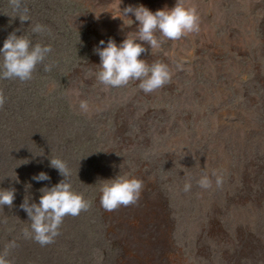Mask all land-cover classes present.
Returning <instances> with one entry per match:
<instances>
[{
  "label": "rangeland",
  "instance_id": "rangeland-1",
  "mask_svg": "<svg viewBox=\"0 0 264 264\" xmlns=\"http://www.w3.org/2000/svg\"><path fill=\"white\" fill-rule=\"evenodd\" d=\"M182 2L196 9L198 32L172 41L157 31L155 50L137 41L148 49L140 59L172 73L146 94L135 80L100 84L94 49L138 39L134 14L121 13L128 6L155 13L177 0H23L26 14L0 0V48L13 32L52 48L31 80L0 79V189L16 190L13 205L0 206L8 264H264V0ZM51 158L66 162L90 206L41 246L25 238L31 221L20 205L64 179ZM40 172L51 179L34 181ZM204 174L207 190L197 184ZM118 175L142 181L141 196L107 211L98 183Z\"/></svg>",
  "mask_w": 264,
  "mask_h": 264
},
{
  "label": "clouds",
  "instance_id": "clouds-1",
  "mask_svg": "<svg viewBox=\"0 0 264 264\" xmlns=\"http://www.w3.org/2000/svg\"><path fill=\"white\" fill-rule=\"evenodd\" d=\"M11 3L17 11L23 9L24 14L28 12L23 5V0H11ZM121 13L124 18H127L129 13L134 14L136 21L139 22L138 39L127 37L119 45L111 38L108 41L101 40L94 49V53L100 58L98 65L100 70L95 74L96 80L104 86L113 88L126 86L132 80L139 81L138 87L146 94L162 88L171 80L172 73L168 65L161 62L148 65L145 60L140 59L148 49L137 41L146 42L151 50H155L161 48L164 42L163 39L156 37L157 31L163 38L172 41L188 33L198 32L199 17L196 9L185 7L182 0H177L173 8L157 10L155 13L143 5L128 6ZM122 20L125 24V20ZM31 27L34 34L47 30L41 24H36L34 27L31 24ZM51 52L50 45L33 44L25 35L18 36L15 32L11 33L0 48V57L3 58L0 79H18L21 82L31 80L37 65L44 64ZM53 66L51 63L45 64L44 71L50 72ZM177 68H182V65L177 64ZM79 109L86 113L89 109L88 102L80 101ZM50 166L58 170L64 179L51 188L40 189L39 203H30L26 197L20 205L31 221V231L25 230V238H32L41 246L52 243L59 235L58 229L65 216H77L90 206L81 194L72 190L71 173L66 162L59 158H51ZM212 175L215 177L216 186H221L223 174L214 171ZM32 179L43 182L51 178L47 173L40 172ZM98 184L101 185L100 203L107 211L136 203L140 199L143 188L142 181L121 175L115 179L100 181ZM197 184L205 190L212 187V181L207 174L202 175L197 180ZM191 187V182L186 183L184 191H190ZM15 196V189H0V206L11 207ZM15 246L14 241L9 245V247ZM0 264H8L4 256H0Z\"/></svg>",
  "mask_w": 264,
  "mask_h": 264
}]
</instances>
